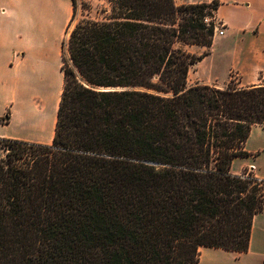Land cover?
Returning a JSON list of instances; mask_svg holds the SVG:
<instances>
[{
	"label": "trees",
	"instance_id": "1",
	"mask_svg": "<svg viewBox=\"0 0 264 264\" xmlns=\"http://www.w3.org/2000/svg\"><path fill=\"white\" fill-rule=\"evenodd\" d=\"M91 1L70 0L51 142L0 137V264L246 251L264 180L230 166L264 126V85H187L202 54L183 46L211 44L218 0Z\"/></svg>",
	"mask_w": 264,
	"mask_h": 264
},
{
	"label": "crops",
	"instance_id": "2",
	"mask_svg": "<svg viewBox=\"0 0 264 264\" xmlns=\"http://www.w3.org/2000/svg\"><path fill=\"white\" fill-rule=\"evenodd\" d=\"M8 13L0 9V137L50 143L55 120L49 133L35 130L32 124L53 94L48 92L44 99L41 87L56 90L57 109L62 88L57 34H42L38 22H25L22 15L14 23L3 16ZM212 18L221 25L222 33L214 31L210 45L183 46L191 53L202 54L189 67L187 85H264V0H218ZM231 72L236 74L232 80ZM12 124L17 133L1 131ZM243 150L248 155L235 157L230 171L239 174L246 169L264 180V126L251 125ZM195 264H264V202L262 210L253 216L246 251L200 247Z\"/></svg>",
	"mask_w": 264,
	"mask_h": 264
},
{
	"label": "rangeland",
	"instance_id": "3",
	"mask_svg": "<svg viewBox=\"0 0 264 264\" xmlns=\"http://www.w3.org/2000/svg\"><path fill=\"white\" fill-rule=\"evenodd\" d=\"M210 1L211 0H174L176 4ZM91 2L94 7L92 14L96 15L95 9L102 6L104 1L92 0ZM0 6L1 10L4 9L9 11L8 14H4L3 16L10 17L14 23H18L22 15L25 22L26 20L28 22L31 20L33 25H37L36 22H38L42 34H53L54 36L57 34L61 53V41L68 36V29H66V26L71 13L70 0H0ZM210 15H212V12ZM81 16L82 15L79 14L77 17L79 18ZM206 17L209 18L208 15H206ZM230 79L232 80V78ZM51 91H53V94L43 105V112L37 116L38 118L32 124L35 130H42L44 133H49L50 130L53 129L56 112L55 99L57 95L55 94L56 90L54 88L48 89L47 87H41L40 89L44 99L47 93ZM16 128L17 127L12 124L8 128H1V131L15 134L17 133V130H15ZM2 149L3 148H0V154L3 153Z\"/></svg>",
	"mask_w": 264,
	"mask_h": 264
},
{
	"label": "built area",
	"instance_id": "4",
	"mask_svg": "<svg viewBox=\"0 0 264 264\" xmlns=\"http://www.w3.org/2000/svg\"><path fill=\"white\" fill-rule=\"evenodd\" d=\"M206 22L207 21H209V20H212L213 21V18L211 17V18H205L204 19ZM214 23V22H213ZM220 28H221V25L219 24V23H214V31H217L218 33H222V31L220 30ZM236 76V74L234 73V72H231L230 73V77L231 78H234ZM253 167H251V169H252Z\"/></svg>",
	"mask_w": 264,
	"mask_h": 264
},
{
	"label": "water",
	"instance_id": "5",
	"mask_svg": "<svg viewBox=\"0 0 264 264\" xmlns=\"http://www.w3.org/2000/svg\"><path fill=\"white\" fill-rule=\"evenodd\" d=\"M109 88V87H108ZM117 88H120V87H117Z\"/></svg>",
	"mask_w": 264,
	"mask_h": 264
}]
</instances>
